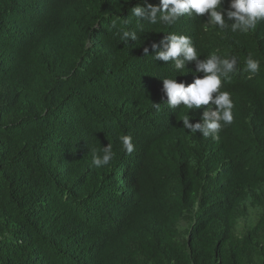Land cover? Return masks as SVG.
I'll return each mask as SVG.
<instances>
[{"label":"trees","instance_id":"1","mask_svg":"<svg viewBox=\"0 0 264 264\" xmlns=\"http://www.w3.org/2000/svg\"><path fill=\"white\" fill-rule=\"evenodd\" d=\"M137 4L0 0V264H264V21L204 31L206 13L141 30ZM121 26L138 39L121 41ZM169 32L191 37L201 60L237 58L219 140L183 128L207 106L166 105L161 79L187 86L195 71L152 58ZM109 143L113 159L96 168Z\"/></svg>","mask_w":264,"mask_h":264},{"label":"clouds","instance_id":"2","mask_svg":"<svg viewBox=\"0 0 264 264\" xmlns=\"http://www.w3.org/2000/svg\"><path fill=\"white\" fill-rule=\"evenodd\" d=\"M224 2L225 0H159V4L154 6L143 0V4H137L130 10L131 16L136 18L137 27L141 30L145 22L170 28L182 16L203 17L206 13L208 16L207 21L203 23L204 31L218 29L221 32L247 34L255 29L258 22L264 21V0H229L227 9L222 7ZM126 23L127 20L125 25ZM112 27L115 28L116 25L113 24ZM116 34L126 44L138 39L137 32L128 30L126 26H121ZM151 49L155 53L152 56L155 61L170 63L177 72H189L191 70L186 66L191 62L195 63L193 82L187 86L185 83H177V76L161 79L166 105L169 108H178L182 105L186 109L207 106L199 122L194 124L190 123L189 113L184 115L181 120L183 128L189 133H200L205 138L219 140L218 134L221 129L234 120L232 94L222 91L221 88L222 81L230 79V74L236 71L237 58L218 55L217 50L201 60L191 37L172 32L164 35L159 43H152ZM143 51L144 55L148 56L149 48L145 47ZM244 62L246 71L252 75L258 74L260 70L258 59L249 54ZM201 73L202 77L199 75ZM160 105L153 104V107L159 110ZM120 141L127 153L131 154L134 151L130 136H121ZM114 155L113 147L109 143L107 147H102V154H93L92 165L96 168L106 166Z\"/></svg>","mask_w":264,"mask_h":264}]
</instances>
